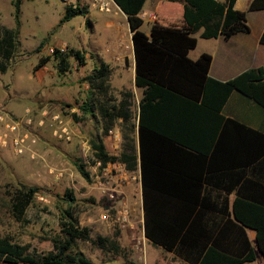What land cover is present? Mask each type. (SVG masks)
Instances as JSON below:
<instances>
[{"label": "trees", "instance_id": "16d2710c", "mask_svg": "<svg viewBox=\"0 0 264 264\" xmlns=\"http://www.w3.org/2000/svg\"><path fill=\"white\" fill-rule=\"evenodd\" d=\"M114 1L127 15L132 31L135 85L143 91L138 121L131 125L133 115L128 101L112 103L108 95L110 65L105 61L85 77L90 91L80 110L83 114L91 112L93 117L99 112L104 134L110 132L117 120L137 128L145 237L187 264H243L255 260L252 247L244 257L223 252L219 238L214 239V232L205 226L207 211L228 212L229 195L234 192L230 215L235 225L256 232L258 249L264 255V198L243 191V187L259 185L264 193L259 178L254 183L256 180L250 174L264 170V133L223 114L234 91L264 107V68H250L222 81L209 74L211 54L203 53L197 59L189 55L198 44L197 32H201L202 38L225 39L250 32L247 11L236 9L237 0H169L183 2L180 21L175 23L171 14L157 13L148 34L141 28L144 23L141 13L147 0ZM22 3L23 0H12L14 27L0 21V73L8 71L20 50ZM262 9L264 0H251L248 11ZM88 13V6L68 5L58 25ZM87 22H91L89 18ZM261 41L264 44V32ZM69 56L55 49L60 73L69 70ZM48 61L49 57L41 58L35 70ZM91 147L101 166L119 158L107 152L100 136L91 140ZM76 165L89 180L85 165L78 162ZM244 176L248 182L243 186L240 182ZM39 189L24 186L13 196L11 209L18 221L25 220ZM65 199H74L68 190ZM69 203L65 211L69 213V221L62 230L67 241L62 251L37 255L25 244L0 234V264H92L82 252L76 251L74 255L69 252L76 246V240H89L91 231L79 226L78 218L69 211ZM98 240L118 249L114 240L102 236ZM55 248L59 249V244Z\"/></svg>", "mask_w": 264, "mask_h": 264}, {"label": "rangeland", "instance_id": "374dc122", "mask_svg": "<svg viewBox=\"0 0 264 264\" xmlns=\"http://www.w3.org/2000/svg\"><path fill=\"white\" fill-rule=\"evenodd\" d=\"M70 1L23 0L20 50L8 71L0 73V114L8 120L26 118V109L30 108L33 124L29 129L37 137V143L22 154L15 153L11 146L0 145V234L25 244L31 253L57 254L66 246L67 236L62 230L69 221V213L65 211L71 202L69 211L78 218L79 226L91 231L89 240H76L70 254L80 251L92 264H147L146 254L152 256L157 252L152 246L146 247L142 227L138 135L131 128L137 122L142 91L135 85L133 46L127 39L126 47L132 46V52L126 54L127 64L123 56L98 55L96 52L101 54L113 37L115 41L120 35L106 23L113 12L91 8L93 25L80 15L60 26L67 6L81 4L80 0ZM165 7L170 8L166 3ZM168 14L175 23L180 21L175 7ZM0 21L15 26L12 0H0ZM108 29L112 30L110 39ZM142 30L149 33L147 20ZM61 47L70 55L69 70L65 73L59 72L54 57L55 49ZM43 57H49V61L35 70ZM101 61L110 65L108 95L112 103L128 101L133 115L131 125L117 120L108 134L103 133L104 121L99 112L93 117L91 112L83 114L80 110L90 91L85 77ZM45 110L61 113L70 139L56 137L46 126H38ZM3 130L0 123V133ZM96 136L103 139L110 155L119 157L115 162L101 166L97 161L91 147ZM76 162L85 165L89 180L79 172ZM24 186L40 189L21 222L14 217L11 203L17 190ZM67 190L73 194L72 201L65 199ZM124 208L128 211L125 219L119 213ZM103 214H107V219L102 218ZM98 236L116 241L118 249L108 242L102 244ZM152 264L181 263L162 255Z\"/></svg>", "mask_w": 264, "mask_h": 264}, {"label": "crops", "instance_id": "0c3cea01", "mask_svg": "<svg viewBox=\"0 0 264 264\" xmlns=\"http://www.w3.org/2000/svg\"><path fill=\"white\" fill-rule=\"evenodd\" d=\"M71 0L70 2H74ZM114 1V0H113ZM224 1V0H218ZM81 2V0H80ZM149 0L145 3L141 17L150 23V31L152 24L155 22V19H150L147 16L149 13H165L164 15H170L168 12L172 10V7L176 9L178 15L182 14L183 2H170L169 0ZM251 0H237L235 7L241 11H247L248 13V24L250 26V32L248 33H236L229 39H225L222 36L216 38H202L201 32H197L195 35L198 38V44L196 48L190 51V57L192 59L199 58L203 53H209L212 55V64L210 67L209 74L211 77L227 81L230 80L242 72L250 69L263 67L264 68V44L261 41L262 34L264 32V9L248 11V7ZM165 3L168 4L170 8L165 7ZM82 4V3H81ZM87 6V4H85ZM90 10L89 13L85 16L90 19ZM91 23V22H90ZM106 23L109 25V28L115 27V32L119 33V37L111 43H108L104 48L103 52L100 54L96 52L101 57L105 55H117L123 56V61L126 64V54L127 51H131L133 46L132 41V31L130 28V23L127 15L119 8V6L114 2V10L112 16L108 17ZM143 23V24H144ZM94 23H91L93 25ZM183 24V22H182ZM126 27H125V26ZM143 26V25H142ZM142 28V27H141ZM109 39L111 38L112 30H107ZM149 31V33H150ZM188 31V29L186 30ZM148 33V34H149ZM125 39V43L122 41ZM127 39L131 42L130 48H127L126 41ZM128 49V50H127ZM98 50V48L96 49ZM134 53V48L133 52ZM126 57V58H125ZM106 62V61H105ZM135 65V60H133ZM107 63V62H106ZM109 64V63H108ZM134 69V66H133ZM135 79V72H134ZM140 89V88H139ZM142 91V89H140ZM143 96V91H142ZM142 98V97H141ZM140 104V103H139ZM139 113V111H138ZM223 114L227 117L238 120L255 130H258L264 133V107H261L255 103L250 98L246 97L238 91L232 92L227 103L223 108ZM138 121V115H137ZM137 124V122H136ZM137 131V128H136ZM138 135V132H137ZM139 146V142H138ZM256 170V169H255ZM253 174L254 183L259 179L260 184L264 186V170L257 171ZM255 175V176H254ZM251 175H248L250 177ZM248 177H245L240 182V185L247 184ZM142 186V184H141ZM242 190V188H241ZM243 191L247 194H253L255 196H260L264 198V193H262L259 185L256 187H243ZM208 194V190L206 192ZM236 194L233 192L229 195V209L228 212H208L206 214L205 226L208 231L214 232V239L219 238V247L223 252L228 253L229 255L236 257H244L249 253V249L254 248L256 258L252 261H246L243 264H264V255L260 252L257 246L256 232L250 228L237 226L233 221V216L230 215L231 205L235 198ZM142 208H143V194H142ZM199 209V208H198ZM198 210L196 211L197 214ZM144 226V210L142 214V227ZM144 233V227H143ZM145 236V235H144ZM146 238V237H145ZM147 239V248L152 246L157 252L155 255L150 256L148 253L147 264H152L153 260L164 256H171L175 258L178 263L187 264L184 260L176 256L173 252L165 250L161 246L154 245L148 238ZM152 244V245H151Z\"/></svg>", "mask_w": 264, "mask_h": 264}, {"label": "built area", "instance_id": "2783aa9c", "mask_svg": "<svg viewBox=\"0 0 264 264\" xmlns=\"http://www.w3.org/2000/svg\"><path fill=\"white\" fill-rule=\"evenodd\" d=\"M81 3L82 5L87 4L88 7L98 9L105 13H112L114 10L113 0H81ZM147 16H149L150 19H155L156 14L149 13ZM58 49L62 52H66L65 47ZM26 114V118L9 120L0 114V123L4 126V130L0 133V145L11 146L17 154L24 153L32 144L37 143L36 135L29 129L33 124L30 108L26 109ZM38 126H46L56 137L70 139V132L68 128L63 125L60 112L43 111ZM127 212V208H124L119 213L125 219ZM101 216L107 219V214ZM120 218L119 216L118 219Z\"/></svg>", "mask_w": 264, "mask_h": 264}, {"label": "water", "instance_id": "95a60500", "mask_svg": "<svg viewBox=\"0 0 264 264\" xmlns=\"http://www.w3.org/2000/svg\"><path fill=\"white\" fill-rule=\"evenodd\" d=\"M115 2V1H114Z\"/></svg>", "mask_w": 264, "mask_h": 264}]
</instances>
